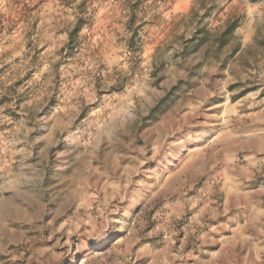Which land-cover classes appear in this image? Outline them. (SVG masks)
Instances as JSON below:
<instances>
[{"label":"rangeland","instance_id":"obj_1","mask_svg":"<svg viewBox=\"0 0 264 264\" xmlns=\"http://www.w3.org/2000/svg\"><path fill=\"white\" fill-rule=\"evenodd\" d=\"M0 264H264V0H0Z\"/></svg>","mask_w":264,"mask_h":264},{"label":"bare ground","instance_id":"obj_2","mask_svg":"<svg viewBox=\"0 0 264 264\" xmlns=\"http://www.w3.org/2000/svg\"><path fill=\"white\" fill-rule=\"evenodd\" d=\"M209 208H211V205H210V204H209V205H205V208H204V209H205V210H206V209L208 210ZM205 212H206V211H204V212L202 213V215H200V218L204 216ZM215 218H216V217H215ZM201 221H202V220H201Z\"/></svg>","mask_w":264,"mask_h":264}]
</instances>
